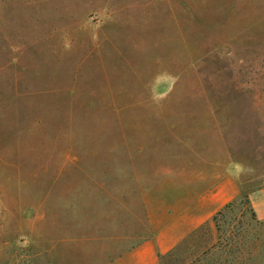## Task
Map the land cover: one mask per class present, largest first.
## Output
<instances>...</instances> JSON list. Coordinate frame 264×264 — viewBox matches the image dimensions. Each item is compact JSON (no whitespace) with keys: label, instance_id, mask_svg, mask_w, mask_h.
<instances>
[{"label":"rangeland","instance_id":"obj_1","mask_svg":"<svg viewBox=\"0 0 264 264\" xmlns=\"http://www.w3.org/2000/svg\"><path fill=\"white\" fill-rule=\"evenodd\" d=\"M0 264H264V0H0Z\"/></svg>","mask_w":264,"mask_h":264}]
</instances>
